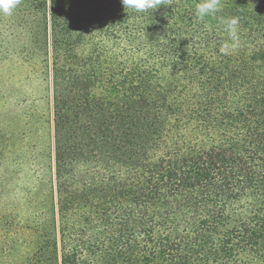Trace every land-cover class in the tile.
<instances>
[{
    "label": "trees",
    "instance_id": "16d2710c",
    "mask_svg": "<svg viewBox=\"0 0 264 264\" xmlns=\"http://www.w3.org/2000/svg\"><path fill=\"white\" fill-rule=\"evenodd\" d=\"M198 2L152 14L22 0L0 13V63L51 98L37 121L16 89L21 126L49 133L11 161L29 191L19 170L0 174V264H264V0H221L205 22ZM221 17L240 21L228 54Z\"/></svg>",
    "mask_w": 264,
    "mask_h": 264
},
{
    "label": "rangeland",
    "instance_id": "374dc122",
    "mask_svg": "<svg viewBox=\"0 0 264 264\" xmlns=\"http://www.w3.org/2000/svg\"><path fill=\"white\" fill-rule=\"evenodd\" d=\"M26 73L19 72L14 65L0 63V174L7 171V174L18 172L17 184L23 188L27 187L28 191L32 185V179L29 178L28 169L22 167L17 168L11 164V161L15 158L16 148L21 145L24 151L29 152L33 143H42L44 146L48 140L47 134L49 133V126L41 122H35V119L28 121L30 129H25L17 118L18 107L17 104V88L22 92L23 98L27 99V106L25 109H36L38 112L37 121H40L42 114H44V120L51 119V98H45L42 93H33V91L43 92L46 89L45 83L41 82H29L25 80ZM38 96H42V99H38ZM31 106V107H30ZM51 124V123H50ZM24 131V132H23ZM23 132V136L21 133ZM9 147V148H8ZM48 159H46V164ZM45 173V172H44ZM46 182V200L43 218H42V234L51 238L56 234V210L54 206L53 195L51 190L53 188L52 176L46 172L43 175ZM11 181L8 185L15 183ZM22 240V239H21ZM44 240V239H43ZM27 250V247H23ZM23 248L20 252L23 251Z\"/></svg>",
    "mask_w": 264,
    "mask_h": 264
},
{
    "label": "clouds",
    "instance_id": "9594fccd",
    "mask_svg": "<svg viewBox=\"0 0 264 264\" xmlns=\"http://www.w3.org/2000/svg\"><path fill=\"white\" fill-rule=\"evenodd\" d=\"M22 0H0V13L11 16ZM124 8H132L137 12H153L164 5L165 0H121ZM222 10L221 0H199L195 5L194 15L198 22H205L206 17L215 16ZM223 31L227 34L220 48L221 53L228 54L239 47L240 39V21L238 17H221Z\"/></svg>",
    "mask_w": 264,
    "mask_h": 264
}]
</instances>
